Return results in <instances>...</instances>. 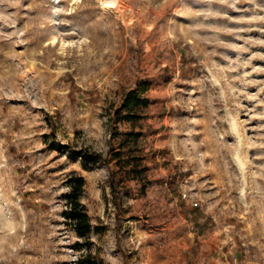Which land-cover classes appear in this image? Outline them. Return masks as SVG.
I'll list each match as a JSON object with an SVG mask.
<instances>
[{
	"label": "rangeland",
	"instance_id": "374dc122",
	"mask_svg": "<svg viewBox=\"0 0 264 264\" xmlns=\"http://www.w3.org/2000/svg\"><path fill=\"white\" fill-rule=\"evenodd\" d=\"M117 4L0 0V264H264V0Z\"/></svg>",
	"mask_w": 264,
	"mask_h": 264
},
{
	"label": "trees",
	"instance_id": "16d2710c",
	"mask_svg": "<svg viewBox=\"0 0 264 264\" xmlns=\"http://www.w3.org/2000/svg\"><path fill=\"white\" fill-rule=\"evenodd\" d=\"M87 156L101 160L106 166H108L107 161L103 159L100 155L91 154L88 150H85ZM156 153L153 152L152 156L155 157ZM118 171L109 170L108 173V181L109 186L112 191V195L114 198L115 208L117 210L121 209V192L119 190V179H118ZM70 192L66 195L67 200V210L65 211V217L67 221L73 226L75 232L80 237L87 236L92 230L90 223L86 214L83 212L82 206L79 204L77 200L78 193L81 191L83 187V179L79 177L72 178L70 181Z\"/></svg>",
	"mask_w": 264,
	"mask_h": 264
},
{
	"label": "bare ground",
	"instance_id": "6f19581e",
	"mask_svg": "<svg viewBox=\"0 0 264 264\" xmlns=\"http://www.w3.org/2000/svg\"><path fill=\"white\" fill-rule=\"evenodd\" d=\"M116 3L121 4V0H101V5L105 8V7H112L114 5H116ZM117 4V5H118Z\"/></svg>",
	"mask_w": 264,
	"mask_h": 264
}]
</instances>
